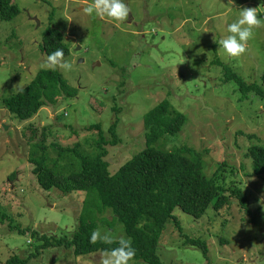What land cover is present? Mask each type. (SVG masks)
<instances>
[{
  "label": "rangeland",
  "instance_id": "374dc122",
  "mask_svg": "<svg viewBox=\"0 0 264 264\" xmlns=\"http://www.w3.org/2000/svg\"><path fill=\"white\" fill-rule=\"evenodd\" d=\"M12 1L19 14L0 19V212L7 216L0 218V264L36 253L30 264H99L102 253L74 258L64 248L37 251L42 243L32 233L72 239L86 194L43 190L32 173L30 151L45 141L50 166L59 160L57 147L78 146L81 154L94 157L102 151V135L88 128L100 125L112 143L110 128L118 122V146L107 147L110 170L116 173L146 148L144 116L164 100L185 115L186 123L176 137L155 147L202 152L206 177L216 175L226 189L240 188L250 212L236 200L219 212L209 208L202 219L176 208L183 234L203 240L208 257L185 245L168 222L157 250L162 264H264V175L254 174L247 156L250 146L264 147V106L254 95L240 101L224 68L248 84H262L264 26L254 29L246 53L237 58L227 57L213 41L230 34L227 25L244 7L260 6L264 25V0H124L130 14L121 22L84 14L82 7L92 0ZM49 27L64 34L70 72L43 66L47 55L41 46ZM51 71L62 74L76 96L64 97ZM36 79L45 87L46 106L20 121L3 100ZM59 163L62 171L64 162ZM113 220L112 213L99 215L101 235L129 240L123 223Z\"/></svg>",
  "mask_w": 264,
  "mask_h": 264
},
{
  "label": "trees",
  "instance_id": "16d2710c",
  "mask_svg": "<svg viewBox=\"0 0 264 264\" xmlns=\"http://www.w3.org/2000/svg\"><path fill=\"white\" fill-rule=\"evenodd\" d=\"M19 12L12 0H0V19L10 21ZM58 48L64 50V58L70 56V47L65 43L63 32L49 27L43 37L41 51L49 55ZM224 68L226 81H233L237 85L241 94L240 101L254 95L264 106V73L261 76L262 84H248L233 73L231 68ZM51 74L64 97L76 96V91L68 85L62 74L58 71H51ZM44 97L45 87L36 79L16 95L4 99L3 103L16 119L29 121L46 106ZM144 123L146 148L122 165L116 173L110 170L107 147L118 146V122L110 128L114 138L112 143L105 140L100 125L88 128L98 129L102 135V142L99 144L102 151L94 157L81 154L78 146L72 149L57 147L59 160L50 166L45 141L32 147L29 163L33 166L32 173L43 190L56 189L65 195L72 192L86 194L83 209L77 218L78 229L72 239H52L32 233L31 238L42 243L37 251L64 248L72 251L74 258H79L118 247V242L104 244L98 241L95 245L89 242L90 233L98 229L99 215L112 213V222L123 223L127 237L135 249V258L130 263L162 264L157 250L168 222L175 224L185 245L200 248L207 259L206 243L183 234L174 210L179 208L196 219H202L209 208L219 212L236 200L241 210L250 212L248 198L240 188L226 189L218 184L216 175L212 178L206 177L203 172L202 152L188 146L173 151L155 147L162 139L176 137L186 123L185 115L172 110L168 100L150 110L144 116ZM247 156L252 159L254 174L263 176L264 147L250 146ZM59 162H64L62 171L58 170ZM2 217L7 218L0 212V218ZM19 234L25 233L20 231ZM37 256V253L29 258L12 256L5 264H30L31 259Z\"/></svg>",
  "mask_w": 264,
  "mask_h": 264
},
{
  "label": "clouds",
  "instance_id": "9594fccd",
  "mask_svg": "<svg viewBox=\"0 0 264 264\" xmlns=\"http://www.w3.org/2000/svg\"><path fill=\"white\" fill-rule=\"evenodd\" d=\"M259 7L242 8L238 20L227 25V32L230 34L219 41L216 40L215 36L213 37V41L219 45L218 50H222L229 58H237L246 53L248 41L254 36V29L264 26L261 19L258 18ZM82 12L89 16L95 14L101 19L107 17L112 21L121 22L129 17L130 9L124 0H92L91 4L82 7ZM64 56V50L58 48L47 55L43 66L53 70L58 68L61 71L70 72L72 63L66 61ZM136 62L137 58H133L132 63ZM18 85H21V82L14 84L13 89L15 90ZM98 241L104 244L115 243L111 235H101L99 229L93 230L90 233L89 242L95 245ZM118 243V247L105 250L102 253L99 264H130V261L134 260L136 252L131 241L121 238Z\"/></svg>",
  "mask_w": 264,
  "mask_h": 264
}]
</instances>
